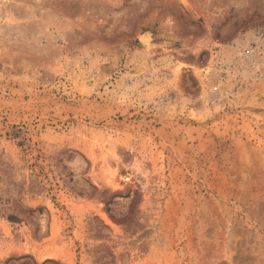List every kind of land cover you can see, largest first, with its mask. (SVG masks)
<instances>
[{
  "label": "rangeland",
  "instance_id": "rangeland-1",
  "mask_svg": "<svg viewBox=\"0 0 264 264\" xmlns=\"http://www.w3.org/2000/svg\"><path fill=\"white\" fill-rule=\"evenodd\" d=\"M0 264H264V0H0Z\"/></svg>",
  "mask_w": 264,
  "mask_h": 264
},
{
  "label": "bare ground",
  "instance_id": "bare-ground-1",
  "mask_svg": "<svg viewBox=\"0 0 264 264\" xmlns=\"http://www.w3.org/2000/svg\"><path fill=\"white\" fill-rule=\"evenodd\" d=\"M146 37H143V39H145L144 41L146 42V44H149L148 41H147L149 38L148 37L146 38Z\"/></svg>",
  "mask_w": 264,
  "mask_h": 264
}]
</instances>
